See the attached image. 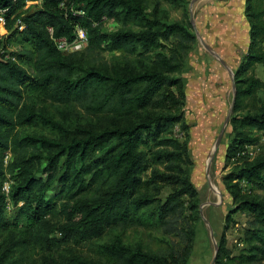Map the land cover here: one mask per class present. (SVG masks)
I'll list each match as a JSON object with an SVG mask.
<instances>
[{
  "label": "trees",
  "instance_id": "trees-1",
  "mask_svg": "<svg viewBox=\"0 0 264 264\" xmlns=\"http://www.w3.org/2000/svg\"><path fill=\"white\" fill-rule=\"evenodd\" d=\"M28 1L33 3L27 5ZM251 1L246 0L247 9ZM0 7L7 9V33L0 38V156L8 149L18 152L16 165L21 173H28L10 191L13 205L22 202L18 213L30 225L44 223L59 206L69 218L80 215L53 230L59 237L53 236L52 246L108 236L90 243L106 260L61 254L57 264H187L200 218L199 192L190 179L192 161L186 139L174 134V126L179 124L187 137L185 93L178 74L183 68L182 54L190 48L182 36L193 41L194 34L177 22L163 21L157 7L149 18L142 0H0ZM263 14V10L247 13L253 18ZM104 19L117 20L121 28L102 31ZM76 25L87 33L83 49L88 56L122 50L136 57L152 56L151 64L139 62L136 67L126 59L98 63L101 66L79 63L75 52L64 53L53 40L61 36L73 39ZM172 34L175 47L165 52L161 40ZM259 48H250L244 65L264 64V44ZM259 84L253 79L241 92L251 95ZM42 100L85 104L94 111L115 110L137 118L129 117L124 123L113 120L110 126L93 131L51 118L41 106ZM241 121L264 131V103ZM33 127L53 137L27 131ZM236 135L226 149L227 163L246 144L257 143L252 136ZM43 151L47 177L55 172L56 184L29 170ZM234 179L264 190V154L245 161L223 178L237 204L226 215V222L231 212L248 210L254 218L249 220L252 236L264 239V201L245 199ZM57 188L64 196L59 206L47 196ZM16 224L6 216V196L0 189V229ZM144 232L152 236L151 244L131 241ZM227 256L220 245L215 264H241ZM246 263L255 264L251 259Z\"/></svg>",
  "mask_w": 264,
  "mask_h": 264
},
{
  "label": "rangeland",
  "instance_id": "rangeland-1",
  "mask_svg": "<svg viewBox=\"0 0 264 264\" xmlns=\"http://www.w3.org/2000/svg\"><path fill=\"white\" fill-rule=\"evenodd\" d=\"M142 2L149 18L157 7V13L163 21L177 22L195 36L193 41L188 38L187 41L185 36H182L184 44H190V48L187 53L182 54L183 68L178 74L183 79L185 93L183 110L188 126L187 137L181 133L179 124L174 126V134L180 139H186L188 154L192 161L190 179L199 192L200 218L195 223V234L187 264H211L215 245L218 246V251L220 245L224 247L228 255L227 260L248 264L246 261L251 259L255 264H264V250L259 249L264 247L262 244L264 239H257L251 234L252 226L249 220L253 218V213L248 210H235L231 212L229 222L225 220L226 215L237 204L223 180L226 173L235 172L245 161L264 154V131L241 121L245 114L254 113L264 103V64L255 62L244 65L245 56L250 48L260 49L259 46L264 44V14L258 18L247 15L250 12L264 11V0H252L249 9L246 0H142ZM31 3L33 2L28 1L27 5ZM254 23L257 26L256 24L253 26ZM259 27L263 28L260 32L257 31ZM118 28H121V25L115 19H104L101 26V30L105 32ZM133 29L138 30V27L134 26ZM254 40L258 44L253 43ZM161 41L165 52H169L167 48L175 47L174 34L170 39ZM204 44L220 56L232 73ZM74 52L75 60L86 66H101L98 63H112L114 59L123 62V59H126L137 67L139 62L151 64L153 58L149 55L136 57L122 50L103 51L99 56L91 57L84 49L64 53ZM253 79L260 81L259 86L253 94H243L241 91ZM233 81L236 90L233 108L225 131L214 150L215 140L233 98ZM41 106L47 115L55 120L93 131L110 126L113 120L124 123L129 117L133 120L137 118L133 115H121L115 110L94 111L85 104H54L42 100ZM27 131L53 137L39 127ZM238 132L257 138V143L246 144L240 154L227 163L226 149ZM40 154V158L33 159L29 170L36 173V176L56 184L55 172L52 174L50 172V177H47L49 171L44 158L46 152ZM17 157L18 152L9 149L0 156V166L4 172V176L0 177V189L6 196V216L17 223L7 229H0V264H57L61 254H75L94 261L106 260L101 254L93 251L90 244L93 241H104L108 237L105 234L82 243L62 242L51 245L53 236L59 237L58 233L53 231L57 226L80 218V215L69 218L60 208L59 204L64 202V196L58 193V188L49 190L47 196L54 198L59 208L47 217L44 223L30 225L25 217L18 213V207L22 202L13 205L10 191L12 186L23 181L28 173H21V168L16 165ZM237 181L245 199L255 198L264 201L263 189L244 185L246 182L243 180H233ZM134 240L151 244L153 238L148 232H144L132 236L131 241ZM256 245L259 246L258 249ZM249 254H252L250 258Z\"/></svg>",
  "mask_w": 264,
  "mask_h": 264
},
{
  "label": "built area",
  "instance_id": "built-area-1",
  "mask_svg": "<svg viewBox=\"0 0 264 264\" xmlns=\"http://www.w3.org/2000/svg\"><path fill=\"white\" fill-rule=\"evenodd\" d=\"M33 2V1H30ZM7 9L0 7V38L7 33V29L5 27L6 22V14ZM17 24L19 29L23 28V24L18 19ZM49 32L52 30L49 28ZM53 40L57 46V48L63 52H72L83 49L88 43V37L85 29L79 25L75 26L74 29V38L69 40L64 36L61 37H53Z\"/></svg>",
  "mask_w": 264,
  "mask_h": 264
},
{
  "label": "water",
  "instance_id": "water-1",
  "mask_svg": "<svg viewBox=\"0 0 264 264\" xmlns=\"http://www.w3.org/2000/svg\"><path fill=\"white\" fill-rule=\"evenodd\" d=\"M190 17H191V13H190ZM204 46L209 50V51H211L212 53H214L217 57H218V59H219V61L226 67V69L230 72V73H232V70L228 67V65L220 58V56H218L215 52H214V50H212L210 47H208L206 44H204ZM233 98H232V101H231V104H230V108H229V110H228V112H227V115H226V117H225V120H224V122H223V126H222V128L220 129V132H219V135L217 136V138H216V140H215V144H214V150L217 148V146H218V144H219V141H220V139H221V137H222V135H223V133H224V131H225V128H226V124H227V122H228V119H229V116H230V114H231V111H232V108H233V103H234V99H235V93H236V90H235V86H234V81H233ZM210 159V158H209ZM208 183H209V185H211V182H210V180H208ZM217 251H218V246L217 245H215V254H214V256H213V259H212V262H211V264H214L215 263V260H216V256H217Z\"/></svg>",
  "mask_w": 264,
  "mask_h": 264
},
{
  "label": "crops",
  "instance_id": "crops-1",
  "mask_svg": "<svg viewBox=\"0 0 264 264\" xmlns=\"http://www.w3.org/2000/svg\"><path fill=\"white\" fill-rule=\"evenodd\" d=\"M239 19H240V18H239ZM239 19H238V20H239ZM240 20H241V19H240ZM240 20H239V21H240Z\"/></svg>",
  "mask_w": 264,
  "mask_h": 264
}]
</instances>
